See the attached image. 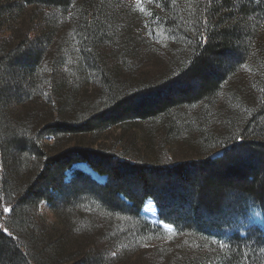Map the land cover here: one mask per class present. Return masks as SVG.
Returning <instances> with one entry per match:
<instances>
[{
	"label": "trees",
	"instance_id": "obj_1",
	"mask_svg": "<svg viewBox=\"0 0 264 264\" xmlns=\"http://www.w3.org/2000/svg\"><path fill=\"white\" fill-rule=\"evenodd\" d=\"M17 1L21 4L20 8L25 5L62 11L65 15L78 14L74 23L80 41V56L91 69L97 71L101 61L93 47L99 43L103 31L100 26L102 12L97 0H81L77 10H74L77 0ZM155 1L162 10L157 14L156 21L185 36L188 47L192 48L180 65L177 77L168 76L165 83L142 93L133 90L120 98H114L112 94L108 102L103 103L104 106L98 104L97 111L95 107L83 119L79 118L81 121L61 120L64 119L63 109L67 110L68 106L60 104L59 117L50 124L49 135L56 140H59V135L97 138L112 127H120L122 132H126L130 122H139L159 125L165 142L169 143L171 136L179 138L180 143L192 141L193 136L183 135L185 124L177 117V112L184 107L213 100L222 91L234 66L246 56L250 59L255 53L250 40L255 39L264 25V0H194V16L191 18L182 1L175 3L174 7L172 0ZM3 19L4 16H0V20ZM189 19L195 28V36ZM12 35V30L6 29L1 32L0 39L10 40ZM31 35L33 40H37L42 33ZM21 51L13 54L8 48L5 62L14 63L18 59L14 56ZM37 54L33 52L25 62L24 69L29 73L27 77L35 67ZM230 56L236 60L231 66L227 60ZM18 66L22 67L21 62ZM98 70L101 75L106 74L100 68ZM104 81L111 90L109 80ZM194 81L199 83V87L191 89L190 84ZM260 89L264 91V85ZM6 92L2 90L0 96L4 97ZM176 93V96L169 97ZM71 100L72 110L77 107L76 101L81 102L80 106L84 104L81 99ZM9 102L12 103L10 98ZM260 104L259 112L264 115V96H261ZM86 108L92 109V106ZM258 122L260 117L251 118L253 132L248 125L235 139L222 146L219 157H214L212 154L216 150L211 152L210 148L203 159L177 160L167 165L136 160L128 153L127 156L113 154L97 144V149L76 146L52 157L46 156L40 148L39 137L33 142L17 143L14 146L17 156L26 150L27 142L32 159L41 162L45 159V162L41 163L23 195L11 202L7 221V213L3 211L5 207L0 201V264L36 261L29 257L27 248L18 244L8 221L21 209L31 205L38 208L43 202L55 214V221L49 226L54 231L51 233L53 242L57 244L53 246H56L54 260L57 261V256H61L64 250L65 253L68 250L79 251L81 247L74 248L73 245L74 233L70 226L73 216L70 217L69 206L70 201L74 203L81 196L92 203V213L88 217L99 225H106L109 219H118L119 224L128 220L131 229L126 235L142 240L152 233L163 231L142 214L145 203L148 200L154 202L160 221L175 229L173 244L181 242L166 264H264V228L250 227L245 222L252 208L258 209L264 217V126H259ZM201 141L205 147L211 146L210 137H203ZM3 148L0 146V197L5 196L8 171V154L2 151ZM80 163L87 164L96 174L105 177L106 182L99 183L82 170L75 171L73 177L67 179V173ZM101 216L103 219L98 220L97 217ZM94 221L86 222L93 225ZM117 235L119 238V233ZM192 236L200 240V245L202 243V248L193 253L187 251ZM117 238L114 242H119ZM91 254L89 250H83L80 254L64 255L61 259L69 264H88Z\"/></svg>",
	"mask_w": 264,
	"mask_h": 264
},
{
	"label": "rangeland",
	"instance_id": "obj_2",
	"mask_svg": "<svg viewBox=\"0 0 264 264\" xmlns=\"http://www.w3.org/2000/svg\"><path fill=\"white\" fill-rule=\"evenodd\" d=\"M80 1L74 4V10L78 9ZM97 1L102 12L100 26L103 31L93 50L101 61V72L106 73L102 75L99 68L97 71L91 69L80 56V41L74 23L78 14L65 15L62 11L25 5L20 8L17 0H0V16H4L3 21L0 20V34L6 29L12 30L13 34L10 40L0 39V92L7 90L4 97L2 94L0 96V146L8 154L5 196L0 197L3 207L10 209L11 202L23 195L41 163L45 162V159L42 162L32 159L27 142L26 150L17 156L14 146L22 141L33 142L39 137L40 148H43L46 156L52 157L76 146L97 149L98 145L113 154L127 156L128 153L136 160L167 165L177 160L203 159L210 148L211 152L216 150L212 154L214 157L221 156L222 146L235 139L248 125H251L253 132L251 118L260 117L257 124L264 126V115L259 112L262 107L260 99L264 96V91L260 89L264 85L263 25L255 39L250 40L255 53L250 59L246 56L234 66L222 91L207 103L184 107L177 112V117L185 124L183 135L193 136L192 141L180 143L179 138L171 136L169 143L165 142V136L162 137L164 132L159 125L139 122H130L126 132H122L120 127H112L97 138L90 135H59V140H56L49 135L50 124L59 117L60 104L68 106L67 110L63 109L64 119L61 120L81 121L95 107L97 111L98 104L107 103L112 94L114 98H120L133 90L142 93L171 77H177L180 65L192 49L188 47L185 36L156 21L157 14L162 10L155 0ZM180 1L189 18L193 17L194 0H172V7ZM189 24L195 36L191 19ZM33 33L42 35L33 40ZM8 48L13 54L22 50L14 56L18 58L14 63L5 62ZM33 52L38 60L30 77H27L29 73L24 69L25 62ZM234 59L227 57L230 66L236 63ZM19 62L22 67L18 66ZM105 79L109 80L111 90ZM190 87L196 89L199 83L194 81ZM71 99H81L84 104L80 106L81 102L76 101L77 107L72 110ZM89 106L92 109L86 108ZM203 137L211 138V146L205 147L201 141ZM77 170L86 172L99 183L106 182L105 177L99 176L84 163L75 165L74 170L67 173V179H71ZM90 205L92 203L84 196L74 203L70 201L73 245L81 249L68 250L67 253L62 249L64 252L57 256V261L54 260L57 244L51 235L54 231L49 228L55 221L51 207L43 202L38 208L31 205L14 215L8 222L18 238L17 242L28 249L29 257L36 260L25 261L24 264H69L61 258L80 254L83 250L92 253L88 264H166V260L181 244H173L175 229L160 221L157 210L155 218L148 216L145 207L142 214L151 224L161 227L164 233L155 232L142 240L126 235L127 230L131 229L128 220H122L119 224L118 219H109L106 225H99V222L88 217L92 213ZM9 213L6 214V221ZM97 219H103V216ZM86 221L95 223L87 225ZM245 222L250 227L264 228V217L255 208L249 210ZM116 238L119 242H114ZM199 241L192 236L187 251L193 253L202 248Z\"/></svg>",
	"mask_w": 264,
	"mask_h": 264
},
{
	"label": "bare ground",
	"instance_id": "obj_3",
	"mask_svg": "<svg viewBox=\"0 0 264 264\" xmlns=\"http://www.w3.org/2000/svg\"><path fill=\"white\" fill-rule=\"evenodd\" d=\"M145 210L148 212V216H150L151 218H155L156 217V208L154 206V203L151 201V200H148L146 203H145ZM158 216V215H157Z\"/></svg>",
	"mask_w": 264,
	"mask_h": 264
},
{
	"label": "snow or ice",
	"instance_id": "obj_4",
	"mask_svg": "<svg viewBox=\"0 0 264 264\" xmlns=\"http://www.w3.org/2000/svg\"><path fill=\"white\" fill-rule=\"evenodd\" d=\"M3 211L5 212V213H7V212H10L11 210L9 209V208H7V207H5V208H3ZM5 232H7V229H3Z\"/></svg>",
	"mask_w": 264,
	"mask_h": 264
}]
</instances>
